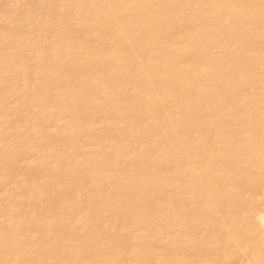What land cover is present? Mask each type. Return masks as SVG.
<instances>
[{
    "label": "bare ground",
    "instance_id": "1",
    "mask_svg": "<svg viewBox=\"0 0 264 264\" xmlns=\"http://www.w3.org/2000/svg\"><path fill=\"white\" fill-rule=\"evenodd\" d=\"M0 264H264V0H0Z\"/></svg>",
    "mask_w": 264,
    "mask_h": 264
},
{
    "label": "rangeland",
    "instance_id": "2",
    "mask_svg": "<svg viewBox=\"0 0 264 264\" xmlns=\"http://www.w3.org/2000/svg\"><path fill=\"white\" fill-rule=\"evenodd\" d=\"M87 144H85V146H86ZM84 146V145H83ZM243 191H245V189H243Z\"/></svg>",
    "mask_w": 264,
    "mask_h": 264
}]
</instances>
